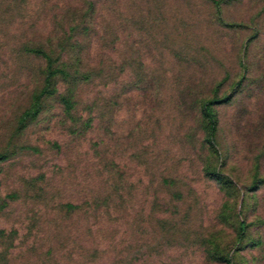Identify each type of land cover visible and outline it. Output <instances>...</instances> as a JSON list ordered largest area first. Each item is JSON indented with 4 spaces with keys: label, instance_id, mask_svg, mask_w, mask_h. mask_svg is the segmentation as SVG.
Masks as SVG:
<instances>
[{
    "label": "rangeland",
    "instance_id": "obj_1",
    "mask_svg": "<svg viewBox=\"0 0 264 264\" xmlns=\"http://www.w3.org/2000/svg\"><path fill=\"white\" fill-rule=\"evenodd\" d=\"M0 264H264V0H0Z\"/></svg>",
    "mask_w": 264,
    "mask_h": 264
},
{
    "label": "trees",
    "instance_id": "obj_2",
    "mask_svg": "<svg viewBox=\"0 0 264 264\" xmlns=\"http://www.w3.org/2000/svg\"><path fill=\"white\" fill-rule=\"evenodd\" d=\"M241 226H242V228H244V223H242V225H241Z\"/></svg>",
    "mask_w": 264,
    "mask_h": 264
}]
</instances>
